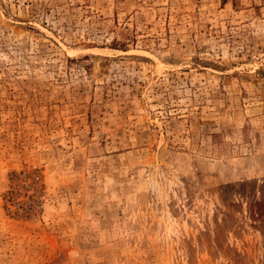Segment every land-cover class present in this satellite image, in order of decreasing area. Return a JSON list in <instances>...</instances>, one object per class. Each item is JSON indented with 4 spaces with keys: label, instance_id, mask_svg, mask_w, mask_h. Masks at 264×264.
I'll list each match as a JSON object with an SVG mask.
<instances>
[{
    "label": "rangeland",
    "instance_id": "374dc122",
    "mask_svg": "<svg viewBox=\"0 0 264 264\" xmlns=\"http://www.w3.org/2000/svg\"><path fill=\"white\" fill-rule=\"evenodd\" d=\"M0 264H264V0H0Z\"/></svg>",
    "mask_w": 264,
    "mask_h": 264
}]
</instances>
